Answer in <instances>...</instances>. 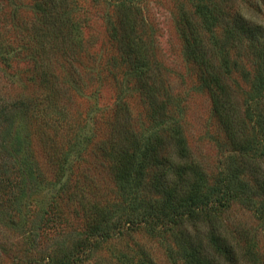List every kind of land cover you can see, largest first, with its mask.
<instances>
[{"label":"trees","instance_id":"obj_1","mask_svg":"<svg viewBox=\"0 0 264 264\" xmlns=\"http://www.w3.org/2000/svg\"><path fill=\"white\" fill-rule=\"evenodd\" d=\"M16 1L0 0V67L15 83L56 84L60 73L71 83L90 38L83 0ZM111 1L103 17L111 46L94 59L115 88L112 102L95 99L92 132L88 116L72 135L47 122L36 102L0 98V184L18 186V211L39 229L53 216L80 218L77 262L143 228L163 242L173 264H264L251 235L229 229L223 216L240 205L264 217V22L254 15L264 12V0H173L184 57L220 135L214 167L191 144L187 98L169 97L156 74L154 41L136 15L143 0ZM47 50L64 54L57 67ZM132 91L144 95L137 112ZM24 109L28 117L19 116ZM96 172L110 183L96 182ZM133 250L117 259L132 262ZM138 252L140 262L156 264L143 247Z\"/></svg>","mask_w":264,"mask_h":264},{"label":"rangeland","instance_id":"obj_2","mask_svg":"<svg viewBox=\"0 0 264 264\" xmlns=\"http://www.w3.org/2000/svg\"><path fill=\"white\" fill-rule=\"evenodd\" d=\"M16 2L20 4L18 0ZM21 2L28 4L30 0ZM113 5L111 0L95 2L83 0L82 8H87L88 18L86 33L90 38L85 40L86 46L83 48L80 46L83 61L80 66L73 68L74 71L70 74L71 83L67 82L68 75L66 78L61 76V73L53 80L56 84H47L40 78L34 83L25 79H18L15 83L9 80L7 72L0 67V98L16 103L20 100L36 102L43 107L47 122L63 125V133L68 132L72 135L83 131L81 127L84 125L85 117L89 116L86 132L91 133L94 100L102 97V102L109 104L114 97L115 88L110 78L104 77L106 72L103 70L101 59H94V57L102 58L103 53H106L111 46L103 17L107 10L114 7ZM8 7L9 10L14 9L15 4L9 2ZM136 15L144 18L148 39L154 41L159 69V71L156 69V74H162L165 78L164 83L169 97L187 98L185 123L195 152L214 167L216 161L221 158L216 142L220 135L211 118L208 95L198 87L196 75L184 57L182 41L177 32V12L173 7V0H143ZM254 15L264 22V12H254ZM43 54L46 58H50L51 65L55 67H57L55 59L64 56L61 52L54 53L51 50ZM19 65L24 68L26 66L24 63ZM57 84L59 88L55 86ZM85 86L88 89L86 99L82 97ZM95 91L100 93L97 95ZM133 94L135 96L132 103L137 112L143 109L144 95L136 91ZM20 108L19 110L24 107ZM20 115L28 117L25 109L19 112ZM30 129V125L25 122L26 133H30ZM42 160L45 162V159ZM46 169L48 166L45 165ZM49 172L46 171V177H50ZM95 175H97L96 182L101 185L110 183L105 173L96 172ZM17 194L18 186L15 183L0 184V264H26L28 260H34L33 264H40L36 263L37 261L50 264H62L63 261L64 264H143V261H139L141 253L138 249L141 247L156 264H173L163 242L143 228L132 232L131 239L108 241L100 248H95L93 254H89L85 261L77 262L72 255L75 251L77 254V241L82 235L78 221L80 218L73 215L65 222V219L53 216L50 222L39 229L35 224L26 221L23 211H18ZM223 216L229 229L237 228L251 235L259 257L264 258V217H259L252 209L240 205H233ZM128 248H134L133 251H129L135 253L134 260L132 262L118 260L117 256L121 250Z\"/></svg>","mask_w":264,"mask_h":264}]
</instances>
